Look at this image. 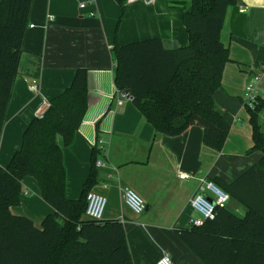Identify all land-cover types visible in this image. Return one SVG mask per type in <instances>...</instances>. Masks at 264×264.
<instances>
[{
  "label": "crops",
  "instance_id": "1",
  "mask_svg": "<svg viewBox=\"0 0 264 264\" xmlns=\"http://www.w3.org/2000/svg\"><path fill=\"white\" fill-rule=\"evenodd\" d=\"M190 9V2L172 8L166 0H132L126 2L119 21L121 10L113 0H33L0 136V167L9 164L30 121L41 117L49 101L69 87L77 69H84L86 113L69 146H62L58 138L66 172V197H80L96 148L101 152L97 160L102 159L105 165L95 166L96 184L90 191L106 199L102 221H119L127 234L139 230L144 238L138 236L135 242L141 258L167 254L178 264H203L177 232L198 218L189 205L198 184L201 180L230 183L263 156L259 151L248 153L252 127L242 94L257 75V95L264 98V0H237L228 8L221 29L220 40L228 49L230 62L214 94L216 109L229 125L220 150L203 145L200 126H191L173 137L155 134L132 102L117 90L111 52L115 39L119 45H126L159 38L168 50L174 45L186 47L188 35L182 15ZM32 85L37 86L36 92ZM260 124L264 126V117ZM98 140L103 143L96 147ZM124 187L144 200L142 214L135 215L125 206ZM226 207L243 212L232 200ZM52 212L35 179L23 178L18 204L10 207V213L28 217L39 227ZM151 248L156 251L154 256Z\"/></svg>",
  "mask_w": 264,
  "mask_h": 264
},
{
  "label": "trees",
  "instance_id": "2",
  "mask_svg": "<svg viewBox=\"0 0 264 264\" xmlns=\"http://www.w3.org/2000/svg\"><path fill=\"white\" fill-rule=\"evenodd\" d=\"M113 1L120 7V21L127 0ZM166 2L172 8L191 3L190 11L182 15L188 45L168 50L159 38L126 45L115 39L111 49L114 84L118 91L130 95L155 134L173 137L200 126L203 145L220 150L229 125L216 109L214 94L230 62L220 33L228 8L237 0ZM32 3L0 0V136ZM86 79V70L77 69L69 87L49 101L41 117L27 125L9 164L0 167V264H156L159 259L153 248L150 251L155 258L138 256L135 239L144 238L139 230L127 234L119 221H93L84 216L86 195L96 184L95 162L100 150L92 151L91 171L80 197H66L62 146L73 142L86 113ZM247 109L252 127L248 153L259 151L263 156L232 182H212L243 212L216 207L213 220L177 230L180 240L203 264H264V131L258 120L264 98ZM25 177L35 179L42 199L53 209L39 227L28 217L10 213V207L18 204Z\"/></svg>",
  "mask_w": 264,
  "mask_h": 264
},
{
  "label": "built area",
  "instance_id": "3",
  "mask_svg": "<svg viewBox=\"0 0 264 264\" xmlns=\"http://www.w3.org/2000/svg\"><path fill=\"white\" fill-rule=\"evenodd\" d=\"M132 1V0H127ZM80 7L83 8L84 4L81 3ZM259 76L255 75L245 85L242 102L247 108L253 109L258 101L257 84ZM31 89L36 92L37 86L32 85ZM122 98L131 101L128 94L120 92ZM102 140H98L95 146L101 145ZM105 163L102 159L95 162L96 167L104 166ZM183 175H180L182 178ZM123 201L125 206L135 215L142 214L146 209L144 200L131 188L124 187L122 189ZM229 202V195L222 189L217 187L212 182L201 180L196 189L195 195L190 200V207L198 214V218L190 222V226H201L205 220H213L215 216L216 207H224ZM106 208V199L104 196L99 195L93 191H89L86 195V205L84 209V216L93 221H101L103 219L104 211ZM156 264H178L173 262L167 254H162Z\"/></svg>",
  "mask_w": 264,
  "mask_h": 264
},
{
  "label": "rangeland",
  "instance_id": "4",
  "mask_svg": "<svg viewBox=\"0 0 264 264\" xmlns=\"http://www.w3.org/2000/svg\"><path fill=\"white\" fill-rule=\"evenodd\" d=\"M263 113V110H261L260 112H259V114H258V120H259V122H261V120H262V118L264 117V113ZM262 129H263V131H264V126H263V124H262Z\"/></svg>",
  "mask_w": 264,
  "mask_h": 264
},
{
  "label": "water",
  "instance_id": "5",
  "mask_svg": "<svg viewBox=\"0 0 264 264\" xmlns=\"http://www.w3.org/2000/svg\"><path fill=\"white\" fill-rule=\"evenodd\" d=\"M173 48L176 49V45H174Z\"/></svg>",
  "mask_w": 264,
  "mask_h": 264
}]
</instances>
